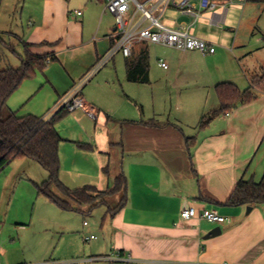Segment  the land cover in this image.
Segmentation results:
<instances>
[{"label":"crops","instance_id":"obj_1","mask_svg":"<svg viewBox=\"0 0 264 264\" xmlns=\"http://www.w3.org/2000/svg\"><path fill=\"white\" fill-rule=\"evenodd\" d=\"M28 3L31 10L25 16L26 24L21 18L0 26V41L16 42L23 53L28 47L34 55L55 57L41 75L50 86L52 103L59 102L111 48L115 18L105 11V0H26ZM239 3L243 12L237 30L226 29L230 7L221 27L209 24L206 18L211 12L201 19L207 27L221 31L223 46L210 41L217 47L215 54L180 53L165 47V56L152 65L150 46L160 45L145 43L136 47L130 58L116 56L97 74L100 85L104 80L120 84L124 93L131 95L132 104L127 103L135 114L98 105L92 96L82 94L96 112L97 128L102 130L84 140L92 144L93 153L78 156L95 163L99 178L103 177L101 171H106L113 186L116 177L124 174L128 190L125 207L114 215L109 211L115 208H109L98 226L82 230L86 238H97L86 242L91 243L86 248L81 239L79 245L64 241L70 233L68 214L72 211L55 205L61 221L56 228L60 237L53 240L58 245L54 253L27 258L24 253L4 250L0 264H264V205L228 204L240 181L258 184L264 178V89L255 90L251 102L200 126L202 119L220 106L218 85L230 83L244 92L252 80L264 77V23L253 32L260 34L256 42L239 34L254 16L264 19V0H236L234 4ZM177 20L176 25L190 22L182 16ZM144 51L149 54V83L129 82L126 64ZM161 60L168 70L159 66ZM157 80L166 82L168 101L149 110L145 100L131 94V85H150ZM7 105L20 117H40L21 115L9 101ZM113 116L122 120L112 125ZM56 130L59 133L57 126ZM67 173L61 164L60 181L70 190L100 187L101 180L94 179L92 170L84 174L74 167L72 175ZM188 208L199 213L215 210L230 223L185 221L181 213ZM216 228L221 233L209 237ZM23 230L24 224L16 225L20 239Z\"/></svg>","mask_w":264,"mask_h":264},{"label":"rangeland","instance_id":"obj_2","mask_svg":"<svg viewBox=\"0 0 264 264\" xmlns=\"http://www.w3.org/2000/svg\"><path fill=\"white\" fill-rule=\"evenodd\" d=\"M25 1L0 0V26H6L9 23L15 24V22H20L21 18L23 23L26 24L25 16L31 10V7L30 3L26 5ZM235 7L241 8L236 10ZM230 10L226 29L237 30L242 20L243 5L241 3L233 4L230 6ZM205 14L206 17L210 16L208 12ZM179 16L180 14L175 9L170 8L161 18V22L167 27H175ZM263 23L264 19L257 15L254 16L250 23L242 26L243 32L239 31L241 38L244 37L247 40L256 42L260 34L256 31V34L253 35V32L256 28H260ZM247 25H249V28H246ZM220 33L221 31L216 30V28L207 27L203 20H200L191 31V34L198 38L223 46L224 44L219 37ZM2 41H0V66L3 69L20 68L19 56L23 54L22 47H18L14 41ZM166 52L167 48L163 46H150L151 64H156L157 59L163 58ZM160 75V71L156 70L155 77L159 78ZM97 76L86 83L82 94L92 96L98 105L115 108L122 113L133 116L135 113L129 107L130 104L127 103V101L131 103L129 100L131 95L124 93L120 84L115 86L112 82L104 80V83L100 85V83H97ZM131 87H133L131 94H137L139 98L145 100L149 110L158 109L167 104L169 91L164 81L157 80L150 85H131ZM50 94V86L43 79L41 73H38L35 78L25 80L22 83L20 88L10 97L9 103L12 104L14 110H20L21 115L33 114L49 120L58 112L56 107L59 103L58 101L52 103V98L49 97ZM112 119V125L118 124V121L122 120V118L115 116ZM99 124V118L94 119L86 113L75 111L58 122L57 128L63 139L60 148L61 164H65L67 174L72 175L71 172L74 167L84 174H87L88 170H92V174H95L94 179L96 181L101 180L100 187L96 185L95 187L105 192L113 186L112 180L108 179L106 171H101L103 177H101L102 179L99 178L100 174L97 175L99 172L95 163L88 162L80 158L82 156H78L84 155L83 153H93L81 146L92 145L84 140L102 130V128H97ZM48 178V173L38 163L28 159L14 161L0 174V253L4 250L7 253H21V255L24 253L27 258H33L38 253H54L58 245L57 243L53 244V240H58L60 237V235H57L56 228L61 219L54 212L56 209L55 204L39 193V187ZM74 179L78 180V178ZM108 183L111 184L110 188H108ZM52 191L58 197L66 199L58 189L52 188ZM122 199V194L107 197V205L98 208L71 202L74 210L68 214L71 219L69 222L70 231H68L70 233L65 234L64 241H68V243L72 241L75 245H79L81 239L82 246L90 248L91 243H86V236L82 235L84 234L82 230L98 226L108 209L116 208ZM17 224H24V230L21 232L22 239L15 231ZM95 236L98 237V234ZM22 240L26 243L21 242Z\"/></svg>","mask_w":264,"mask_h":264},{"label":"trees","instance_id":"obj_3","mask_svg":"<svg viewBox=\"0 0 264 264\" xmlns=\"http://www.w3.org/2000/svg\"><path fill=\"white\" fill-rule=\"evenodd\" d=\"M104 1V0H95ZM21 67L3 69L0 66V174L14 161L29 159L38 163L49 175V178L39 187V193L64 211H73L71 202L80 205H90L98 208L107 205V197L123 194V199L117 208L109 214H116L127 203V180L124 174L116 177L112 189L100 192L94 187H83L76 190L66 188L60 181L61 162L59 148L62 138L56 130L58 122L70 114L60 109L49 120L45 117L32 115L20 117L11 111L7 105L10 97L20 88L25 80L33 79L38 73H43L50 62L51 56L32 54L28 47L19 56ZM127 79L137 84L149 83V54L147 51L129 60L126 64ZM251 87L241 92L235 85L223 83L216 87L220 106L218 110L205 116L200 126H206L221 114L231 112L240 104L251 102L256 97L257 89H264V77L252 80ZM91 150L89 146H81ZM58 189L65 200L53 193ZM231 206L264 205V178L256 184L240 181L228 201Z\"/></svg>","mask_w":264,"mask_h":264},{"label":"built area","instance_id":"obj_4","mask_svg":"<svg viewBox=\"0 0 264 264\" xmlns=\"http://www.w3.org/2000/svg\"><path fill=\"white\" fill-rule=\"evenodd\" d=\"M236 0H105V11L115 18V32L113 43L108 52L96 65L79 81L62 99L56 109H65L69 113L83 111L96 119V112L89 108L83 99L82 91L92 78L107 67L118 55L125 58L132 56L133 50L145 43L171 48L180 53L197 51L203 56L215 54V44L191 34L205 13L211 12L206 18L211 26L221 27L226 23L229 7ZM170 8L175 9L180 16L189 18L190 22L181 21L175 27H167L161 18ZM218 9L221 11L218 12ZM78 16L82 12L76 13ZM164 70L169 67L164 61H159ZM181 218L205 220L212 224L230 223L215 210H204L199 213L195 208L182 211ZM86 225V223H85ZM87 237L86 241L96 240ZM1 262V259H0Z\"/></svg>","mask_w":264,"mask_h":264},{"label":"water","instance_id":"obj_5","mask_svg":"<svg viewBox=\"0 0 264 264\" xmlns=\"http://www.w3.org/2000/svg\"><path fill=\"white\" fill-rule=\"evenodd\" d=\"M220 233H221V229H220V228H216L215 230H213V231L209 234V237H210V236H212V237H216V236H218Z\"/></svg>","mask_w":264,"mask_h":264}]
</instances>
